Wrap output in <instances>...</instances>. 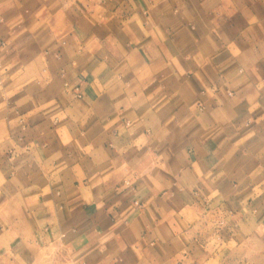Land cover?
<instances>
[{
  "label": "crops",
  "instance_id": "obj_1",
  "mask_svg": "<svg viewBox=\"0 0 264 264\" xmlns=\"http://www.w3.org/2000/svg\"><path fill=\"white\" fill-rule=\"evenodd\" d=\"M264 264V0H0V264Z\"/></svg>",
  "mask_w": 264,
  "mask_h": 264
},
{
  "label": "rangeland",
  "instance_id": "obj_2",
  "mask_svg": "<svg viewBox=\"0 0 264 264\" xmlns=\"http://www.w3.org/2000/svg\"><path fill=\"white\" fill-rule=\"evenodd\" d=\"M46 264H49V263H46Z\"/></svg>",
  "mask_w": 264,
  "mask_h": 264
}]
</instances>
